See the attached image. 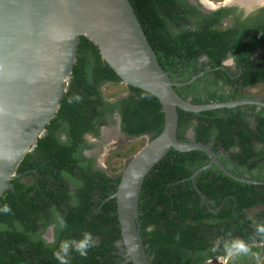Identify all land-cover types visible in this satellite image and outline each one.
Returning a JSON list of instances; mask_svg holds the SVG:
<instances>
[{"label":"trees","instance_id":"16d2710c","mask_svg":"<svg viewBox=\"0 0 264 264\" xmlns=\"http://www.w3.org/2000/svg\"><path fill=\"white\" fill-rule=\"evenodd\" d=\"M129 1L159 64L172 73L171 80L181 67L190 68V74L182 70L180 81L211 68L190 83L173 86L181 98L197 104L238 99L243 97V85L264 81V56L251 57L262 44L256 32L248 39L242 33L237 38L235 29L214 27L218 17L203 15L186 0ZM228 53L242 68L236 77L219 67ZM217 79L235 86L224 92ZM104 85L126 91L109 97L102 93ZM256 107L245 103L199 112L178 108L176 135L209 144L231 172L264 181V107ZM113 111L120 115L121 131L129 136L150 139L163 127L158 99L121 83L96 45L80 36L65 94L44 133L19 162L16 172L23 174L0 196V207L11 208L7 214L0 212V264H60L54 256L60 243L79 240L85 232L92 234L93 247L85 257L70 250L69 264H133L120 254L125 248L116 201L110 197L120 174L112 177L93 169L80 152L87 146L82 135H97L98 125ZM60 131L66 139L58 137ZM208 160L201 150L171 148L145 175L138 196V226L149 264H203L236 251L230 246L237 240L248 249L239 253L243 262L252 252L251 261L260 257L258 264H264V233L257 231L264 226V184L236 180L213 165L194 180L204 202L189 176ZM28 174L34 177L32 182L21 181ZM254 208L257 211L249 215ZM49 224L54 225V240L45 243L36 230Z\"/></svg>","mask_w":264,"mask_h":264},{"label":"water","instance_id":"95a60500","mask_svg":"<svg viewBox=\"0 0 264 264\" xmlns=\"http://www.w3.org/2000/svg\"><path fill=\"white\" fill-rule=\"evenodd\" d=\"M80 36L96 45L121 83L149 92L161 104V131L130 157L110 195L116 201L125 248L122 256L133 264H149L138 226V196L145 175L171 148L208 155V162L189 176L204 202L206 197L194 180L213 165L236 180L264 184L231 172L209 144L179 139L178 108L199 112L245 103L264 106V101L242 97L197 104L181 98L173 86L190 83L205 71L184 82L171 80L172 73L159 64L129 0H0V196L12 179L23 174L16 172L19 162L54 116L72 73ZM192 134L189 129L187 136Z\"/></svg>","mask_w":264,"mask_h":264},{"label":"flooded vegetation","instance_id":"af4514ba","mask_svg":"<svg viewBox=\"0 0 264 264\" xmlns=\"http://www.w3.org/2000/svg\"><path fill=\"white\" fill-rule=\"evenodd\" d=\"M190 5H192L197 11L202 13L206 16H216L218 17V22L214 24V27L224 29H235L236 34L233 36L239 38L240 33H242V36L245 39L250 38L252 34H255L256 32L257 38L259 40V43H262L261 45H258L257 48L253 51V54L251 57H261L264 56V0H186ZM195 22V21H193ZM257 25V28L254 29L253 27ZM249 31V32H248ZM247 33V34H246ZM204 61L207 60L206 57L202 58ZM221 64L219 67L223 69L230 77H236L240 75L242 68L238 67V64L235 61V58L233 56V53H228L225 57L221 59ZM184 70L181 68L178 69L175 80L178 82H184L180 81V72ZM211 68L206 67L202 71H209ZM238 70V72H236ZM201 71V72H202ZM236 72V73H235ZM185 75L190 74V68L184 70ZM200 73V72H199ZM235 73V75H234ZM193 75V74H192ZM192 77V76H191ZM219 85H222L223 91L228 92L231 90V85L226 82L224 79H217ZM256 84H264V81H257L250 85H243L242 86V95L243 97H253L258 98L264 101L263 97H254L253 95H250L246 92V89L248 87H252ZM181 85V84H180ZM106 85L102 86L101 90L103 93V90ZM242 98V97H241ZM189 99V98H187ZM256 105V104H255ZM257 109H260L261 107H264L262 105H256ZM115 127V130L119 132L120 134L126 136V137H135V136H129L126 135L121 131L120 128V115L117 111H113L111 116H109V119L105 121L103 124L98 125V134L95 135L91 132H85L82 135V144L87 145L86 147L81 148V154L88 159L89 163L91 164L93 169H100L104 171L107 176H116L118 174L116 173H110L107 168L103 167L99 160H98V154L97 152L99 148H101L102 144L107 143V135L106 130L110 129V127ZM58 137L61 140L66 139V136L63 132L58 133ZM112 142V140H108ZM262 146V145H260ZM25 177H27L29 180L26 181ZM32 175H25L22 176L21 181L26 183H31L33 180ZM69 188H72V184H67ZM41 238H43L45 243H51L54 240V225L49 224L47 225L43 230H41V227L37 228L36 230ZM122 252H120L121 254ZM126 258V257H125Z\"/></svg>","mask_w":264,"mask_h":264},{"label":"rangeland","instance_id":"374dc122","mask_svg":"<svg viewBox=\"0 0 264 264\" xmlns=\"http://www.w3.org/2000/svg\"><path fill=\"white\" fill-rule=\"evenodd\" d=\"M122 85V84H121ZM124 93L126 91L123 87H110L106 85L103 94L111 97L112 93L115 92ZM246 92L254 97H263L264 96V84H256L252 87H248ZM107 143L102 144L101 148L97 152L98 160L100 164L107 168L110 173L120 174L124 169L127 161L130 157L135 154L148 140V135H140L135 137H126L117 130L115 127H110L106 131ZM112 140V142L108 141ZM25 180L29 179L25 177ZM257 209L248 210L249 215L254 214ZM240 251L236 250L229 255L225 256H215L207 260L203 264H258L260 257H257L255 261H251L252 252L246 254V260L243 262L242 256L239 255Z\"/></svg>","mask_w":264,"mask_h":264},{"label":"clouds","instance_id":"9594fccd","mask_svg":"<svg viewBox=\"0 0 264 264\" xmlns=\"http://www.w3.org/2000/svg\"><path fill=\"white\" fill-rule=\"evenodd\" d=\"M0 212L5 214L11 212V208L9 205L4 204L0 207ZM59 226L61 228L65 227V223L61 218L59 220ZM257 231L260 233H264V226H259ZM93 247V236L89 232H85L82 235V238L79 240L71 239L64 240L60 243L59 249L54 252L55 258L60 262V264H69V252L70 250L78 252L81 257H85L88 254V249ZM231 249L247 252L248 249L243 241H234L231 244Z\"/></svg>","mask_w":264,"mask_h":264},{"label":"bare ground","instance_id":"6f19581e","mask_svg":"<svg viewBox=\"0 0 264 264\" xmlns=\"http://www.w3.org/2000/svg\"><path fill=\"white\" fill-rule=\"evenodd\" d=\"M240 1V0H239Z\"/></svg>","mask_w":264,"mask_h":264}]
</instances>
